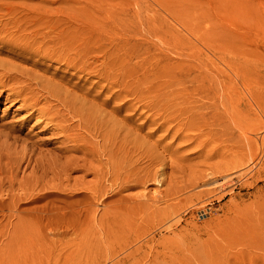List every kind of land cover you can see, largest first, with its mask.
Here are the masks:
<instances>
[{"label":"rangeland","instance_id":"obj_1","mask_svg":"<svg viewBox=\"0 0 264 264\" xmlns=\"http://www.w3.org/2000/svg\"><path fill=\"white\" fill-rule=\"evenodd\" d=\"M27 4L50 11L60 6L75 26L92 21L95 40L122 46L131 116L127 186L136 173L150 175L122 191L127 195L122 204L108 203L115 196L107 206L82 205L66 192L32 203L19 200L13 210L0 203V264H233L236 253L251 248L249 240L264 238V108L257 106L258 99L264 103V0ZM79 36L77 42L86 38ZM0 51L9 63L41 73L18 58V49L0 43ZM107 54L98 68L115 63L116 51ZM29 61L48 68L46 76L60 70L55 61L35 56ZM22 102L0 91V129L13 130L19 143L57 146L47 119L28 114ZM164 122L171 132L179 126L182 131L167 134L160 130ZM156 139L163 141L154 145ZM134 145L140 149L131 158ZM140 153L143 159L134 162ZM147 167L162 172L161 180H149L153 173ZM68 176L94 180L83 170ZM7 194L8 188H0V196ZM80 208L86 217L78 216ZM259 246L253 253L264 252Z\"/></svg>","mask_w":264,"mask_h":264},{"label":"bare ground","instance_id":"obj_2","mask_svg":"<svg viewBox=\"0 0 264 264\" xmlns=\"http://www.w3.org/2000/svg\"><path fill=\"white\" fill-rule=\"evenodd\" d=\"M17 1L12 5L11 0H0V43L18 49V58L38 67L41 73L0 58V91L8 90L10 95L22 99L28 114L38 113L40 118L47 119L48 125L58 135V145L46 150L33 142L19 143L13 130L0 129V175H3L0 188L10 191L6 197L0 196V203L13 210L19 200L32 203L66 192L69 196L78 197L82 205L122 204V200L127 199L122 191L144 184L150 175L149 172L143 175L136 173L133 184L127 186V120L131 116H127V82L124 80L127 58L122 46L95 40L92 21L85 28L75 26L60 6L50 11L42 6H28L29 0ZM39 1L61 3L63 0ZM18 11H22L20 17H16ZM80 34L86 38L77 42L76 38L81 39ZM110 49L116 51L115 63L109 62L98 68L96 63L109 58L107 52ZM31 56L55 61L59 63L60 70L46 76L44 73L48 68L29 61ZM116 74L123 79L116 80ZM88 76L97 80L91 83ZM87 82L89 86H85ZM115 85L118 86L116 93ZM113 98L119 101L114 103ZM258 100L257 106L264 108L263 101ZM110 102L114 104L110 110H105ZM144 124H134V129L141 130ZM160 130L176 136L181 128L179 126L171 132L168 123L164 122ZM162 141L156 139L154 145H160ZM134 147L131 158L140 145ZM166 148L167 145L163 149ZM142 159L140 153L134 162L139 163ZM28 169L30 174L25 179H18L19 173ZM74 170L92 173L94 180L79 178L71 181L68 171ZM150 172L153 174L149 180H161L162 172ZM14 189H21L22 193H12ZM115 196L118 197L106 203L107 199ZM95 213L96 208L89 216ZM77 214L79 217L87 216L84 208H80ZM55 216L60 214L55 213ZM252 243L251 248L236 253L233 264H264V252L253 253L256 244L261 245L259 248L264 246V238L249 240L248 244Z\"/></svg>","mask_w":264,"mask_h":264}]
</instances>
